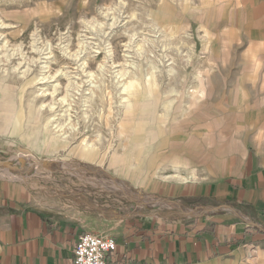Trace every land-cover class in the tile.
<instances>
[{
    "label": "rangeland",
    "instance_id": "obj_1",
    "mask_svg": "<svg viewBox=\"0 0 264 264\" xmlns=\"http://www.w3.org/2000/svg\"><path fill=\"white\" fill-rule=\"evenodd\" d=\"M226 1L0 0V175L93 234L166 217L138 186L228 128L219 82L239 72L218 68L246 59Z\"/></svg>",
    "mask_w": 264,
    "mask_h": 264
},
{
    "label": "crops",
    "instance_id": "obj_2",
    "mask_svg": "<svg viewBox=\"0 0 264 264\" xmlns=\"http://www.w3.org/2000/svg\"><path fill=\"white\" fill-rule=\"evenodd\" d=\"M223 7L246 59L218 68L239 72L219 82L228 128L204 143L198 164L182 165L181 177L158 173L138 186L173 210L128 216L101 233L117 244L107 264H264V0ZM91 230L90 222L48 210L18 180L0 175V264H73L79 238Z\"/></svg>",
    "mask_w": 264,
    "mask_h": 264
},
{
    "label": "built area",
    "instance_id": "obj_3",
    "mask_svg": "<svg viewBox=\"0 0 264 264\" xmlns=\"http://www.w3.org/2000/svg\"><path fill=\"white\" fill-rule=\"evenodd\" d=\"M116 248L117 244L111 237L85 233L76 244L73 264H107L106 257Z\"/></svg>",
    "mask_w": 264,
    "mask_h": 264
},
{
    "label": "bare ground",
    "instance_id": "obj_4",
    "mask_svg": "<svg viewBox=\"0 0 264 264\" xmlns=\"http://www.w3.org/2000/svg\"><path fill=\"white\" fill-rule=\"evenodd\" d=\"M130 89V88H129ZM131 90V89H130ZM133 92V94H134V91H132ZM131 91H130V93H132ZM36 143L38 144L37 146H41V148H43L44 147V143H42V141L41 142H39V140H37L36 141ZM85 148V147H84ZM8 171H10V170H8ZM11 173H14L13 171H10ZM116 187H117V184H116ZM120 189L121 190H123V192L125 193V195L127 196V197H130V198H133L134 197V195L133 194H131L130 193V188L127 186V185H125L123 188H121L120 187ZM156 202V200H151L150 202ZM157 201H159V200H157ZM170 201V200H169ZM170 203V202H169ZM173 203V202H172ZM172 203H170V204H172ZM173 206H177V207H179L180 208V205L179 204H172ZM149 208V207H148ZM182 208V207H181ZM191 212V211H190Z\"/></svg>",
    "mask_w": 264,
    "mask_h": 264
}]
</instances>
